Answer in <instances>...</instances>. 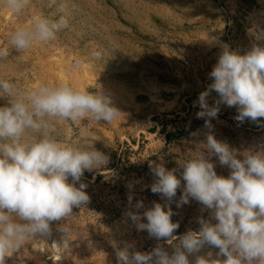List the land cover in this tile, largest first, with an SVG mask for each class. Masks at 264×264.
<instances>
[{
  "label": "rangeland",
  "instance_id": "1",
  "mask_svg": "<svg viewBox=\"0 0 264 264\" xmlns=\"http://www.w3.org/2000/svg\"><path fill=\"white\" fill-rule=\"evenodd\" d=\"M64 13L69 26L54 42L26 52L9 47L8 57L0 60V78L22 87L43 81L103 90L121 114L111 123L55 122L60 140L94 147L109 157L108 163L82 177L90 197L86 208L73 207L65 221L52 223L50 235L29 239L6 264H117L116 249L126 243L140 252L159 244L172 255L178 240L157 241L146 230L138 231L125 213L136 211L137 201H143L141 213L153 202L165 204L151 192L153 164L163 163L181 177L179 163L206 151L201 143H206L209 131L240 152L264 150V123H240L237 109L221 104L209 129L205 119L197 118L198 104L194 106L212 82L209 73L223 45L241 54L254 44L264 46V0H30L20 17L0 8V47L7 46L14 28L32 16L56 20ZM94 52L100 53L98 59L92 58ZM78 58L85 64L74 69L71 65ZM216 99L213 91L209 105ZM6 104L7 99L0 98V106ZM212 162L217 175L229 176L230 169L217 157ZM184 183L181 179L171 203V219L179 224L176 237L198 231L199 218L211 219V210L195 199L176 206ZM208 252L215 257L218 249L205 245L198 255Z\"/></svg>",
  "mask_w": 264,
  "mask_h": 264
},
{
  "label": "clouds",
  "instance_id": "2",
  "mask_svg": "<svg viewBox=\"0 0 264 264\" xmlns=\"http://www.w3.org/2000/svg\"><path fill=\"white\" fill-rule=\"evenodd\" d=\"M30 0H0V8L15 17L22 16ZM61 5V9H64ZM69 26L67 13L56 20L34 15L27 23L18 24L11 32L7 46L0 47V60L9 55V47L17 52L30 51L36 46L50 44L57 34ZM260 38L259 32L256 33ZM100 57L92 53L93 59ZM84 59L71 65L78 69ZM211 83L199 94L200 111L197 118L205 119L211 129L220 105L235 107V119L264 123V46L254 44L243 54L222 46L217 63L209 73ZM218 94L213 105L208 97ZM0 264L19 253L29 239L39 234H51L53 222H63L73 214V207L86 208L90 200L82 182L85 171L105 167L109 157L95 149L78 147L60 140L55 122L111 123L121 111L103 90L91 92L69 84L53 85L41 81L33 87L0 78ZM206 151L196 152L180 162L183 169L178 178L176 170L163 163H154L155 180L151 192L165 199V204L153 202L141 213L143 201L127 211L138 231L146 230L157 241H177L169 255L162 245L149 252L135 251L126 243L117 247V264H264V150L243 152L219 141L209 131ZM227 166V177L217 175L212 157ZM185 182L177 207L195 199L211 210V219L199 218L198 231L174 236L179 224L172 221L171 203ZM78 185V186H77ZM129 204L132 197L129 196ZM146 219V223L143 222ZM214 219L217 223L213 224ZM60 223L59 225H61ZM60 228V227H59ZM68 235L66 228H60ZM205 245L218 249L198 255ZM195 256L190 261V256Z\"/></svg>",
  "mask_w": 264,
  "mask_h": 264
}]
</instances>
